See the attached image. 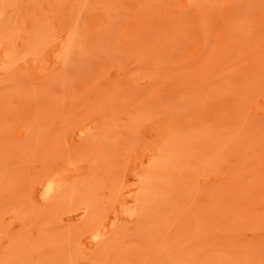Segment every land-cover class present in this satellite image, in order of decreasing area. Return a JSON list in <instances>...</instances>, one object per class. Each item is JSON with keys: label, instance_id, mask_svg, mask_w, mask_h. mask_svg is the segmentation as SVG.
Here are the masks:
<instances>
[{"label": "rangeland", "instance_id": "obj_1", "mask_svg": "<svg viewBox=\"0 0 264 264\" xmlns=\"http://www.w3.org/2000/svg\"><path fill=\"white\" fill-rule=\"evenodd\" d=\"M0 264H264V0H0Z\"/></svg>", "mask_w": 264, "mask_h": 264}, {"label": "bare ground", "instance_id": "obj_2", "mask_svg": "<svg viewBox=\"0 0 264 264\" xmlns=\"http://www.w3.org/2000/svg\"><path fill=\"white\" fill-rule=\"evenodd\" d=\"M52 181H53V180H52ZM50 182H51V181H50ZM50 182H49V183H50ZM51 183H52V182H51ZM46 189H47V188H46ZM46 191H47V190H46ZM48 192H49V193L52 192V188H51V187L49 188V191H48ZM50 196H51V195H50Z\"/></svg>", "mask_w": 264, "mask_h": 264}]
</instances>
